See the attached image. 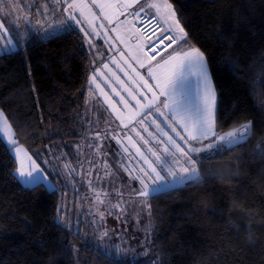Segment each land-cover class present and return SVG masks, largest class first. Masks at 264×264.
<instances>
[{"label":"trees","instance_id":"16d2710c","mask_svg":"<svg viewBox=\"0 0 264 264\" xmlns=\"http://www.w3.org/2000/svg\"><path fill=\"white\" fill-rule=\"evenodd\" d=\"M169 1L188 34L184 46L207 59L217 130L251 121V135L198 163L197 187L148 197L150 252L132 260L86 243L58 221L59 190L24 185L0 134V264H264V155L257 150L264 144V0ZM92 74L91 51L75 26L45 38L32 34L0 54V109L37 159L78 153L89 133Z\"/></svg>","mask_w":264,"mask_h":264},{"label":"rangeland","instance_id":"374dc122","mask_svg":"<svg viewBox=\"0 0 264 264\" xmlns=\"http://www.w3.org/2000/svg\"><path fill=\"white\" fill-rule=\"evenodd\" d=\"M131 47L135 48L136 45L132 44ZM97 49L99 47L91 52L93 74L87 109L89 133L81 138L78 153L72 157L61 156L59 160L37 159L26 146L19 143L2 109L0 112L10 128H6L0 120V134L7 144L12 138L17 141L21 149L20 157L15 156L17 168L21 159L27 167L30 163L28 157H31L44 170L45 179L36 183L28 181L26 177L21 178L16 172L24 185L44 182L48 188L59 190L58 221L68 230L81 234L86 243L107 253L128 255L134 260L139 254L147 255L150 252L153 230L148 197L140 196L137 192L142 185L136 177L142 176L140 169H146L147 165L136 149L140 148L145 156L154 159L148 149L162 151L168 135H164L167 132L162 127L157 129L156 123L159 121L155 112L147 116L143 125L137 120L136 114L146 111L142 106L151 99V93L141 87L143 81L136 75L137 72L140 75L144 73L136 66L127 67L133 62L117 60L115 63L109 62L107 71L103 72L100 61L103 56L98 54ZM116 88L121 90L118 92ZM162 119L165 120L164 117ZM144 128L148 130L144 131ZM157 138L164 143H157ZM144 140L149 143L145 144ZM176 142L183 145L182 141ZM12 152H15V148ZM105 232L107 235H103Z\"/></svg>","mask_w":264,"mask_h":264},{"label":"snow or ice","instance_id":"6c2138e0","mask_svg":"<svg viewBox=\"0 0 264 264\" xmlns=\"http://www.w3.org/2000/svg\"><path fill=\"white\" fill-rule=\"evenodd\" d=\"M56 2L60 3V0H56ZM138 2L139 0H130L126 6L130 7L132 3ZM92 3L95 4L96 0H92ZM39 7L46 9L47 4ZM88 7L84 0H72V3H69L65 9L69 13L67 19L80 24L81 20L74 13L79 10L80 15L83 16L84 10ZM149 7L155 8L158 15L161 14L159 4L152 3ZM163 7L164 23L168 24L171 21V24L167 28L161 27L159 35L153 29L152 34L147 37L148 43L141 46L142 51L147 48V51L152 53L151 55L135 58L139 66L145 68L147 73V79L139 72L136 73L143 81L141 87L147 88L151 93L149 102L142 106L146 111L138 112L136 117L138 122L143 125L147 116L153 115L154 112L163 116L168 121V126L186 147H182L172 136H168L167 144L162 151L148 149L154 159L145 156L140 148L136 149L143 163L147 165L146 169H140L142 176L136 177L142 185V188L137 190L138 195L143 197L168 194L177 187L184 189L197 187L203 182L200 169L197 166L198 163H202L205 159H214L218 155H223L226 150L246 141L252 132L251 121L240 124L230 131L217 130L216 90L212 84L204 53L194 46L185 48L184 45L188 44V34L180 25L179 19L176 18L172 4L168 3V0H164ZM20 8V0H0V13L10 15L12 10H19ZM142 10L143 8H141ZM133 15L139 17L140 13L134 12ZM148 23H151V19ZM157 23L159 26V22ZM71 28L72 25L69 24L68 29ZM138 31L141 30L138 29ZM8 32L9 28L5 26L3 21H0V33H2L0 34V42H3L2 50L4 52L10 50L9 46L13 42L12 38L8 36ZM85 34L91 36V33L86 32ZM165 41H167L166 44ZM121 55L124 54L121 53ZM113 62L115 63V61ZM104 67L107 68L108 66L104 65ZM149 80L155 83H149ZM128 91L131 92V90ZM121 100L123 101V97ZM124 103L127 104V101ZM0 120L3 121L6 128H10L2 112H0ZM153 122L156 123L155 119ZM156 127L160 130L161 124L156 123ZM178 127L182 129L183 135L177 131ZM147 130L144 128V131ZM137 135L140 133L137 132ZM141 139L144 138L141 136ZM204 141H208V143L205 144ZM144 143L147 144L149 141L144 140ZM157 143H164V141L157 138ZM13 148H15L14 155L19 158L21 149L17 146V141L14 138L8 142V149L11 151ZM127 150L125 149V151ZM257 150L264 155V144L258 143ZM201 153H205V155L201 156ZM193 154L196 156L195 159ZM28 160L30 163L27 167H25L23 160H20V167L16 169L19 176L21 178L26 177L28 181L33 183L45 179L44 170L31 157H28ZM103 235H107V232Z\"/></svg>","mask_w":264,"mask_h":264},{"label":"crops","instance_id":"0c3cea01","mask_svg":"<svg viewBox=\"0 0 264 264\" xmlns=\"http://www.w3.org/2000/svg\"><path fill=\"white\" fill-rule=\"evenodd\" d=\"M84 2L89 6L84 10V15L81 16L79 10L74 13L81 20L80 24L67 19L69 13L65 9L69 3H72V0H60V3H57L56 0H35V2L33 0H20L21 8L19 10H12L10 15L0 13V21H3L5 26L9 28L8 36L13 41L12 45L9 46L10 50L8 52L23 46L32 34H38L44 38L49 37L66 30L68 25L71 24L82 31L91 52L95 51V47H99L96 51L103 56L100 59L101 63H103L102 68L104 65L108 66L109 62L116 60L133 62L131 67L136 66L139 71L144 73L143 75L147 79L145 68H141L135 58H144L145 55H151L152 53L148 52L147 48H144L143 51L141 50V46L145 44L140 38L137 39L138 37L127 20V14L130 10L141 11V8H143L142 11L157 14L155 8L149 7L150 4L157 3L161 9L159 16L164 21V0H139L138 3H132L130 7L126 6L130 3V0H96L95 4L92 3V0H84ZM45 3L47 4L46 9L39 7ZM168 3H170L169 0ZM173 10L175 11L174 7ZM175 13L178 19L177 12L175 11ZM166 25L168 27L169 22ZM86 32L91 33V36L86 35ZM132 44H135L136 47L130 48ZM137 48L140 49L137 51ZM2 49L3 42H0V54L5 53ZM121 53L124 55L122 56ZM157 59H159V56H157ZM127 67L130 68L128 65ZM106 71L107 68L104 67L103 72ZM209 74L211 76L210 70ZM149 83L155 82L149 80ZM212 84L215 88L213 79ZM116 90L119 92L121 89L116 88ZM157 116L163 117L159 116V114L155 117L157 118ZM157 121L163 128L159 118H157ZM179 130L184 134L182 129L178 127L177 131Z\"/></svg>","mask_w":264,"mask_h":264},{"label":"built area","instance_id":"2783aa9c","mask_svg":"<svg viewBox=\"0 0 264 264\" xmlns=\"http://www.w3.org/2000/svg\"><path fill=\"white\" fill-rule=\"evenodd\" d=\"M134 12H139L140 16H134ZM149 19H151V23H148ZM127 20L135 35L139 37L145 45L148 43L147 37L152 34L153 29H155L157 35H159L161 27L167 28V25L158 14L147 11L130 10L127 14ZM157 22H159V26ZM138 29L141 31H138Z\"/></svg>","mask_w":264,"mask_h":264},{"label":"water","instance_id":"95a60500","mask_svg":"<svg viewBox=\"0 0 264 264\" xmlns=\"http://www.w3.org/2000/svg\"><path fill=\"white\" fill-rule=\"evenodd\" d=\"M169 24H171V21H169ZM181 25V23H180ZM182 26V25H181ZM183 27V26H182ZM185 30V29H184ZM167 43V41H165V44ZM161 48H163V46H161Z\"/></svg>","mask_w":264,"mask_h":264}]
</instances>
